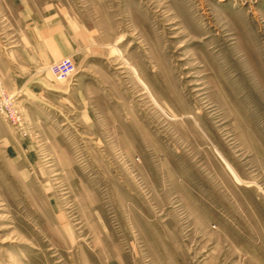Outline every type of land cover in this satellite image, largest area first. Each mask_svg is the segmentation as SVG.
<instances>
[{"label": "rangeland", "instance_id": "374dc122", "mask_svg": "<svg viewBox=\"0 0 264 264\" xmlns=\"http://www.w3.org/2000/svg\"><path fill=\"white\" fill-rule=\"evenodd\" d=\"M22 6L88 47L48 92L0 72V264H264V0H0L1 30Z\"/></svg>", "mask_w": 264, "mask_h": 264}, {"label": "crops", "instance_id": "0c3cea01", "mask_svg": "<svg viewBox=\"0 0 264 264\" xmlns=\"http://www.w3.org/2000/svg\"><path fill=\"white\" fill-rule=\"evenodd\" d=\"M49 12L47 8L42 13L39 9L34 14L35 19H39L36 22L34 18L30 19L29 10L22 6L18 12L19 21L6 29H0V72L15 73L11 74L15 79L13 85L8 86L13 94L31 96L36 94L37 89L48 92L51 88L47 80V64L57 56L79 58L85 55L88 45L80 31L78 34L65 35L62 22L43 28L44 23L41 21L53 17Z\"/></svg>", "mask_w": 264, "mask_h": 264}, {"label": "built area", "instance_id": "2783aa9c", "mask_svg": "<svg viewBox=\"0 0 264 264\" xmlns=\"http://www.w3.org/2000/svg\"><path fill=\"white\" fill-rule=\"evenodd\" d=\"M50 71L59 80H65L76 72V63L71 55L65 56L58 61H55L50 66ZM0 110L3 111V107L0 105ZM11 119L15 123L20 117L16 113L11 112Z\"/></svg>", "mask_w": 264, "mask_h": 264}]
</instances>
